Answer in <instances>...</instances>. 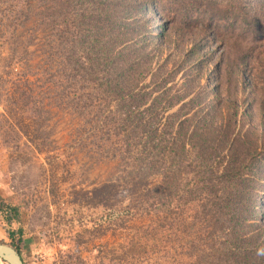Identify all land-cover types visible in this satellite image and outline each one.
I'll use <instances>...</instances> for the list:
<instances>
[{
	"label": "trees",
	"instance_id": "trees-1",
	"mask_svg": "<svg viewBox=\"0 0 264 264\" xmlns=\"http://www.w3.org/2000/svg\"><path fill=\"white\" fill-rule=\"evenodd\" d=\"M159 5L0 0V103L3 115L16 119L6 120L4 134L22 132L31 139L30 152H49L56 140L44 127L62 111L92 130L84 145L92 144L101 161L115 162L116 171L92 190L91 201L124 209L112 228L117 238L104 242L111 228L103 225L97 236L103 241L91 248L77 239L87 256L64 251L57 264H264V130L254 124L257 96L234 122L214 112L225 110L222 77L203 85L214 88L210 98L203 92L186 100L195 85L188 75L179 85L177 72L189 66L187 73L196 69L202 82L206 70L190 58L174 71L168 58L160 63L167 28ZM240 23L245 30L231 28ZM225 25L233 30L225 31L226 47L247 32L257 37L251 43L263 42L264 0H225ZM223 65H217L219 75ZM240 84L242 92L248 89L243 79ZM230 102L239 113L238 98ZM4 208L0 202V212ZM10 209L9 224L20 217L17 206ZM142 218L147 221L135 225ZM7 232L22 254L23 227Z\"/></svg>",
	"mask_w": 264,
	"mask_h": 264
},
{
	"label": "rangeland",
	"instance_id": "rangeland-1",
	"mask_svg": "<svg viewBox=\"0 0 264 264\" xmlns=\"http://www.w3.org/2000/svg\"><path fill=\"white\" fill-rule=\"evenodd\" d=\"M157 2L158 5L160 3V15L167 28L166 38L162 43L163 51L158 55L160 63L168 58V70L174 71L179 65L187 66V58H190L194 65L202 62L201 69L206 70L202 82L196 69L187 73L189 66L188 69L182 68L177 72L175 82L179 85L187 75L195 85L192 94L186 100L196 99L203 95V92L204 95L211 97L214 88L204 90L203 85L208 81L213 85L222 77V89L224 88L225 93V102H222V106L225 110L215 108L214 112L234 122L235 118L243 116L242 113L246 114L244 107L249 105L251 96L256 95L257 103L253 104L254 124L263 131L264 91L261 87H264V41L251 43L257 41V37L247 32L243 37L232 41V48L225 46V31L233 35V30H245L242 23L238 25L242 27L231 26L233 30L225 25V0H157ZM145 10H149L152 22L157 20L150 7L147 6ZM96 13L99 14L97 11ZM179 15H184L188 20ZM206 22L213 28L209 29L211 32L207 30ZM187 29L191 30V33H183ZM205 33H208L209 38ZM199 44L203 49L200 50ZM1 46L2 42L0 49ZM249 47L253 50L248 49ZM246 51H249L251 56ZM222 61L223 70L219 75L217 65ZM242 79L248 88L243 92L240 84ZM236 98L242 103L239 113L232 106L233 102H230ZM0 99L5 100V96L1 95ZM4 104L0 103V202L5 205L0 212V242L11 244L12 240L7 230L22 226L24 230L22 256L25 264H57L64 251L80 249L83 255L87 256L86 245H88L86 248H91L103 240L104 242L115 240L117 235H111L112 228L118 218L124 215V209L112 210L95 205L94 201L93 203L91 201L94 195L92 190L116 171L115 162L107 158L101 161L92 144L84 145L85 142H89L88 135L92 131L89 126L87 124L83 126L81 120L72 119L69 114L60 111L61 113L44 127L49 140L53 138L56 140L53 149L34 154L26 146L31 144L29 136L22 132H19V135L4 134L5 127L8 126L6 120L9 119L11 124L16 120L11 115L10 117L7 114L3 115L6 113ZM54 132L55 135H52ZM127 203L128 201L125 204ZM10 206H17L20 212L19 219H14L11 224L6 220L12 212ZM145 221L147 218L134 220V223L138 225ZM103 225L104 228L111 230L102 240L97 236L99 227ZM81 237L89 243L79 247L77 239Z\"/></svg>",
	"mask_w": 264,
	"mask_h": 264
},
{
	"label": "water",
	"instance_id": "water-1",
	"mask_svg": "<svg viewBox=\"0 0 264 264\" xmlns=\"http://www.w3.org/2000/svg\"><path fill=\"white\" fill-rule=\"evenodd\" d=\"M0 258L9 264H25L22 254L10 243L0 242Z\"/></svg>",
	"mask_w": 264,
	"mask_h": 264
},
{
	"label": "crops",
	"instance_id": "crops-1",
	"mask_svg": "<svg viewBox=\"0 0 264 264\" xmlns=\"http://www.w3.org/2000/svg\"><path fill=\"white\" fill-rule=\"evenodd\" d=\"M0 264H5V263L0 259Z\"/></svg>",
	"mask_w": 264,
	"mask_h": 264
},
{
	"label": "bare ground",
	"instance_id": "bare-ground-1",
	"mask_svg": "<svg viewBox=\"0 0 264 264\" xmlns=\"http://www.w3.org/2000/svg\"><path fill=\"white\" fill-rule=\"evenodd\" d=\"M1 259V258H0ZM2 260V259H1Z\"/></svg>",
	"mask_w": 264,
	"mask_h": 264
}]
</instances>
